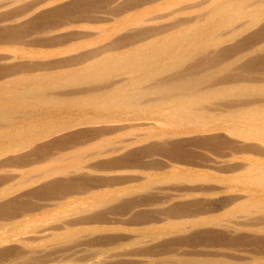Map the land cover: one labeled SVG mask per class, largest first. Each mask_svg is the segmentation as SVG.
<instances>
[{"label":"bare ground","instance_id":"1","mask_svg":"<svg viewBox=\"0 0 264 264\" xmlns=\"http://www.w3.org/2000/svg\"><path fill=\"white\" fill-rule=\"evenodd\" d=\"M0 264H264V0H0Z\"/></svg>","mask_w":264,"mask_h":264}]
</instances>
